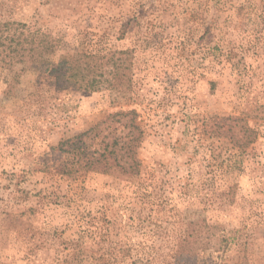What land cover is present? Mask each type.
Listing matches in <instances>:
<instances>
[{
	"label": "rangeland",
	"instance_id": "374dc122",
	"mask_svg": "<svg viewBox=\"0 0 264 264\" xmlns=\"http://www.w3.org/2000/svg\"><path fill=\"white\" fill-rule=\"evenodd\" d=\"M50 57L132 53V90L0 69V264H264V0H0ZM133 110L136 176L51 170L60 140ZM245 117V148L204 133ZM48 170L47 169V167Z\"/></svg>",
	"mask_w": 264,
	"mask_h": 264
},
{
	"label": "trees",
	"instance_id": "16d2710c",
	"mask_svg": "<svg viewBox=\"0 0 264 264\" xmlns=\"http://www.w3.org/2000/svg\"><path fill=\"white\" fill-rule=\"evenodd\" d=\"M56 47L55 40L39 29H30L21 22L0 21V69L13 73L14 80L20 74L14 68L20 66L22 72H46L57 90L116 94L132 90L131 51L113 50L104 55L77 52L61 56L53 66L49 59ZM261 108L264 110V106ZM135 119L133 110L118 111L87 131L60 140L56 148L59 158L52 164V172L68 177L88 173L138 175L137 151L144 132ZM204 123L205 134L224 139L238 149L256 139V131L248 126L245 117L213 116Z\"/></svg>",
	"mask_w": 264,
	"mask_h": 264
}]
</instances>
